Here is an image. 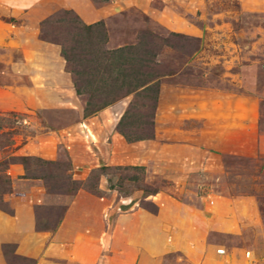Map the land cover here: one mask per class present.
Returning a JSON list of instances; mask_svg holds the SVG:
<instances>
[{"label": "rangeland", "instance_id": "374dc122", "mask_svg": "<svg viewBox=\"0 0 264 264\" xmlns=\"http://www.w3.org/2000/svg\"><path fill=\"white\" fill-rule=\"evenodd\" d=\"M75 20L102 21L109 49L154 58L152 99L86 110L88 87L74 84L84 70L58 44L84 39ZM128 109L122 130L143 139L120 133ZM218 197L242 231L210 241L264 264V0H0V213L21 200L53 232L78 199L148 211L162 198L200 208ZM28 237L2 244L0 264H35L45 239L31 248Z\"/></svg>", "mask_w": 264, "mask_h": 264}, {"label": "crops", "instance_id": "0c3cea01", "mask_svg": "<svg viewBox=\"0 0 264 264\" xmlns=\"http://www.w3.org/2000/svg\"><path fill=\"white\" fill-rule=\"evenodd\" d=\"M47 83L42 85L45 91ZM96 201L76 200L74 204L83 206L79 214L73 204L52 232L39 230L32 208L18 200L14 216L0 213V248L9 241L20 244L28 235L31 248L45 239L35 264H253L246 257L249 251L225 249L220 253L222 246L209 239L213 233L242 231L228 198L218 197L200 208L162 198L156 202L157 214L127 204H122L124 209L120 204L102 210ZM170 256L175 259L166 262Z\"/></svg>", "mask_w": 264, "mask_h": 264}, {"label": "trees", "instance_id": "16d2710c", "mask_svg": "<svg viewBox=\"0 0 264 264\" xmlns=\"http://www.w3.org/2000/svg\"><path fill=\"white\" fill-rule=\"evenodd\" d=\"M71 11H65L69 14ZM3 21L15 24V18H3ZM72 29L84 33V39L69 45L68 40L58 41L61 46V53L66 61L73 65L78 64L84 71L85 79H74L75 88L78 94H83V83L88 87L87 93L90 102L86 107L88 112H96L120 99L121 97L136 92V96L142 99H152L150 92L155 94L158 90L157 82L154 83V66L157 62L148 59L143 52L137 49V45H129L118 49H109L105 46L107 36L104 35L103 22L86 24L80 20L70 21ZM81 35V34H80ZM86 37V38H85ZM92 39V40H91ZM87 40V41H85ZM73 71V70H72ZM80 72V71H79ZM81 73V72H80ZM80 75V74H79ZM157 77V76H156ZM157 99L156 96L153 97ZM94 102V103H93ZM96 103V104H95ZM92 106L93 108H89ZM128 109L118 126L120 133L128 141L140 140L141 137L132 138L122 130L125 120L129 116ZM27 159V158H23ZM108 167H105L106 169ZM143 206L144 209L156 214L158 207Z\"/></svg>", "mask_w": 264, "mask_h": 264}]
</instances>
